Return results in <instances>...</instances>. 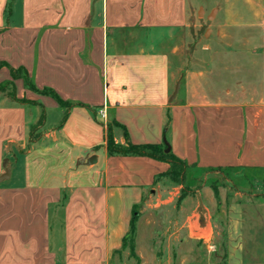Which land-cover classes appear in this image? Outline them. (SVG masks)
Returning a JSON list of instances; mask_svg holds the SVG:
<instances>
[{
	"label": "crops",
	"instance_id": "0c3cea01",
	"mask_svg": "<svg viewBox=\"0 0 264 264\" xmlns=\"http://www.w3.org/2000/svg\"><path fill=\"white\" fill-rule=\"evenodd\" d=\"M21 67L70 107L13 79ZM10 80L0 264H120L126 253L135 264H196V251L217 256L201 264H264V0H0V84ZM113 120L132 143L165 140L186 162L180 204L184 186L162 177L169 163L109 154ZM123 127L112 129L120 145ZM192 170L232 171L236 188H192ZM168 207L177 245L161 248L142 229Z\"/></svg>",
	"mask_w": 264,
	"mask_h": 264
},
{
	"label": "trees",
	"instance_id": "16d2710c",
	"mask_svg": "<svg viewBox=\"0 0 264 264\" xmlns=\"http://www.w3.org/2000/svg\"><path fill=\"white\" fill-rule=\"evenodd\" d=\"M12 77L13 79L22 77L25 81L26 87L35 90L41 94H51L54 95L58 102L65 108L68 109L71 103L66 100L60 98L53 90L44 88L39 89L33 82L30 80L28 72L25 68L21 67L18 69H12ZM7 91V93L11 96V98L16 100L14 93V83L13 81H6L0 84V91ZM44 123V116L39 119V121L32 126L30 130V142L33 143L40 138L39 129ZM169 123V119L167 120V124ZM108 137H107V150L111 155H137V156H148L155 158L157 160L165 161L169 163L170 168L167 172L162 174V177H166L170 179L173 183L177 185H183L181 194L178 198V204L191 193V190L188 186H185L186 176L189 166L175 156L173 152L170 150L168 143L164 140L162 143L153 144V143H144V144H134L129 140L128 133L125 128L119 124L116 120L109 122L108 124ZM113 127H123L124 135L126 138V144L120 145L115 142L112 129ZM216 197H219L218 187L213 185ZM136 233H137V216L132 218L131 227L129 232L125 235L123 239V247H129L131 256H135V247H136Z\"/></svg>",
	"mask_w": 264,
	"mask_h": 264
},
{
	"label": "rangeland",
	"instance_id": "374dc122",
	"mask_svg": "<svg viewBox=\"0 0 264 264\" xmlns=\"http://www.w3.org/2000/svg\"><path fill=\"white\" fill-rule=\"evenodd\" d=\"M191 177L193 176L195 180L198 181H189V186H192V188H198L201 183H207L212 186H221L222 188H226L227 190L236 188V184L234 183V172L232 171H226V170H217V171H197V170H192L191 171ZM227 183H229L227 185ZM243 189L247 190L249 187L248 186H242ZM168 209V210H167ZM166 217L164 219V223L162 221L150 223L149 225H146V227H143L142 232L146 234V236H152L151 240L153 242L154 246L157 247H174L176 246V240L170 238L172 234V228H173V223H172V213L170 208L168 207ZM172 223V224H171ZM222 244V239H220L219 245ZM181 245H188V246H194L196 249L198 246H200V243L198 241L192 242H186L183 240ZM129 249V247H127ZM120 264H135V260L129 259L128 258V253H126L124 256L120 254ZM217 259V256H209L206 255V253H203L202 251H196L195 255V263H206L210 259Z\"/></svg>",
	"mask_w": 264,
	"mask_h": 264
},
{
	"label": "built area",
	"instance_id": "2783aa9c",
	"mask_svg": "<svg viewBox=\"0 0 264 264\" xmlns=\"http://www.w3.org/2000/svg\"><path fill=\"white\" fill-rule=\"evenodd\" d=\"M99 114L103 117V118H106V112L104 109H100L99 110Z\"/></svg>",
	"mask_w": 264,
	"mask_h": 264
},
{
	"label": "water",
	"instance_id": "95a60500",
	"mask_svg": "<svg viewBox=\"0 0 264 264\" xmlns=\"http://www.w3.org/2000/svg\"><path fill=\"white\" fill-rule=\"evenodd\" d=\"M6 173H7V174L9 173V170H8V169H6ZM4 177H6V176H4Z\"/></svg>",
	"mask_w": 264,
	"mask_h": 264
}]
</instances>
